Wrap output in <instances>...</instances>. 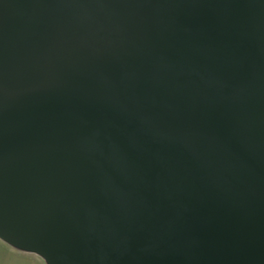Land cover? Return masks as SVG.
<instances>
[{"label": "water", "instance_id": "obj_1", "mask_svg": "<svg viewBox=\"0 0 264 264\" xmlns=\"http://www.w3.org/2000/svg\"><path fill=\"white\" fill-rule=\"evenodd\" d=\"M0 239L264 264V0H0Z\"/></svg>", "mask_w": 264, "mask_h": 264}, {"label": "rangeland", "instance_id": "obj_2", "mask_svg": "<svg viewBox=\"0 0 264 264\" xmlns=\"http://www.w3.org/2000/svg\"><path fill=\"white\" fill-rule=\"evenodd\" d=\"M0 264H45L36 254L13 248L0 239Z\"/></svg>", "mask_w": 264, "mask_h": 264}]
</instances>
